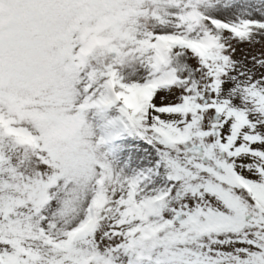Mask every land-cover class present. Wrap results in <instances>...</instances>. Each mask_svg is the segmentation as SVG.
<instances>
[{
  "label": "snow or ice",
  "instance_id": "6c2138e0",
  "mask_svg": "<svg viewBox=\"0 0 264 264\" xmlns=\"http://www.w3.org/2000/svg\"><path fill=\"white\" fill-rule=\"evenodd\" d=\"M144 7L85 70L110 160L54 167L0 113V264H264V0Z\"/></svg>",
  "mask_w": 264,
  "mask_h": 264
},
{
  "label": "rangeland",
  "instance_id": "374dc122",
  "mask_svg": "<svg viewBox=\"0 0 264 264\" xmlns=\"http://www.w3.org/2000/svg\"><path fill=\"white\" fill-rule=\"evenodd\" d=\"M146 11L144 0H0V40L20 38L0 57V113L17 121L23 143L39 142L37 154L52 166L67 161L94 167L111 159L104 119L122 113L118 106L107 117L97 112L86 96L85 70L98 52L123 46L122 30H142ZM41 14L62 30L40 31ZM26 34L43 41L44 49L31 70L12 76L9 68L28 51Z\"/></svg>",
  "mask_w": 264,
  "mask_h": 264
}]
</instances>
